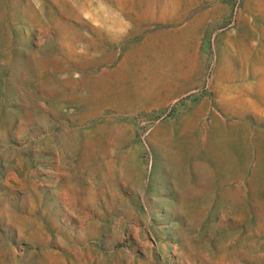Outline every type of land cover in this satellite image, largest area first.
Returning a JSON list of instances; mask_svg holds the SVG:
<instances>
[{
  "label": "rangeland",
  "instance_id": "rangeland-1",
  "mask_svg": "<svg viewBox=\"0 0 264 264\" xmlns=\"http://www.w3.org/2000/svg\"><path fill=\"white\" fill-rule=\"evenodd\" d=\"M154 1L204 35L209 74L255 82L253 114L172 122L169 157L151 127L174 108L90 91L111 54L90 12ZM0 264H264V0H0Z\"/></svg>",
  "mask_w": 264,
  "mask_h": 264
},
{
  "label": "crops",
  "instance_id": "crops-1",
  "mask_svg": "<svg viewBox=\"0 0 264 264\" xmlns=\"http://www.w3.org/2000/svg\"><path fill=\"white\" fill-rule=\"evenodd\" d=\"M149 4L141 10L122 11L118 6L109 12H90V26L102 32L111 50L102 77L96 78L90 91L102 94V108L111 115L158 116L174 108L180 118L161 116L151 127L167 134L160 139L167 141L163 146L169 157L174 147L170 145L172 122L182 127L188 120L198 124L204 117L208 124L217 117L220 123H228L240 109L253 114L255 82L253 76L240 81L232 70L217 73V66L209 74L207 46L199 29L176 22L182 17L174 13L172 3ZM215 18L220 21L223 16ZM233 33L228 30L225 35Z\"/></svg>",
  "mask_w": 264,
  "mask_h": 264
}]
</instances>
